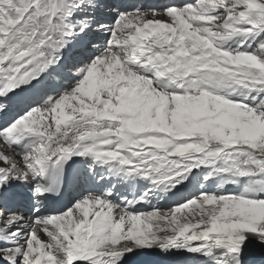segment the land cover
<instances>
[{
    "label": "snow or ice",
    "instance_id": "snow-or-ice-1",
    "mask_svg": "<svg viewBox=\"0 0 264 264\" xmlns=\"http://www.w3.org/2000/svg\"><path fill=\"white\" fill-rule=\"evenodd\" d=\"M0 264H264V0H0Z\"/></svg>",
    "mask_w": 264,
    "mask_h": 264
}]
</instances>
